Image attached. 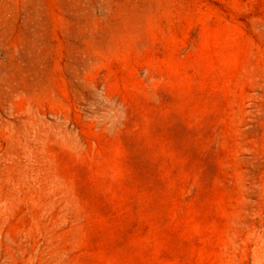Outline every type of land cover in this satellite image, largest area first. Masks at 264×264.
I'll return each instance as SVG.
<instances>
[{
	"label": "rangeland",
	"instance_id": "1",
	"mask_svg": "<svg viewBox=\"0 0 264 264\" xmlns=\"http://www.w3.org/2000/svg\"><path fill=\"white\" fill-rule=\"evenodd\" d=\"M0 264H264V0H0Z\"/></svg>",
	"mask_w": 264,
	"mask_h": 264
}]
</instances>
